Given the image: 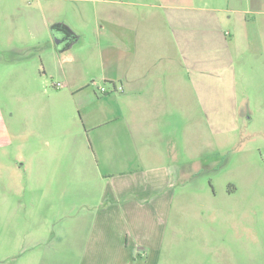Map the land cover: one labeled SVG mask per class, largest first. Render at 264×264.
<instances>
[{
    "label": "crops",
    "instance_id": "0c3cea01",
    "mask_svg": "<svg viewBox=\"0 0 264 264\" xmlns=\"http://www.w3.org/2000/svg\"><path fill=\"white\" fill-rule=\"evenodd\" d=\"M87 3L92 11L83 20L94 49L72 52L84 33L55 23V54H69L60 66L62 86L43 61L52 83L41 112L57 119L62 98L72 119L78 124L79 114L94 133L93 155L39 153L23 161V226L44 217L32 221L33 211H85L76 233L88 236L92 257L134 258L146 249L156 256L170 191L204 156L208 130L249 126L251 100H264V0ZM65 36L68 43L57 45ZM94 66L99 74L89 76ZM138 234L150 235L149 246L130 252V236L136 246Z\"/></svg>",
    "mask_w": 264,
    "mask_h": 264
},
{
    "label": "rangeland",
    "instance_id": "374dc122",
    "mask_svg": "<svg viewBox=\"0 0 264 264\" xmlns=\"http://www.w3.org/2000/svg\"><path fill=\"white\" fill-rule=\"evenodd\" d=\"M87 2L0 0V264H264L261 98L251 100L249 126L208 130L204 156L188 164L170 191L171 207L158 225L162 238L157 258L150 249L139 250L134 258L92 257L86 252L88 236L76 233L85 211L63 212L61 217L58 212L33 211L32 221L44 217L34 226H23V161L39 153L68 157L83 150L93 155L94 133L82 127L79 114L78 124L72 119L62 98L64 109L57 119L41 112L50 101L46 87L52 83L43 61L57 70L55 81L62 86L60 66L69 54H55V23L84 33L72 52L94 49L96 42L87 36L90 28L83 20L92 11ZM98 74L96 67L89 76ZM38 140L45 146L37 148ZM136 238L142 244L135 246L130 236V252L151 241L147 234Z\"/></svg>",
    "mask_w": 264,
    "mask_h": 264
},
{
    "label": "water",
    "instance_id": "95a60500",
    "mask_svg": "<svg viewBox=\"0 0 264 264\" xmlns=\"http://www.w3.org/2000/svg\"><path fill=\"white\" fill-rule=\"evenodd\" d=\"M54 30H59L58 28H54ZM68 36H65L64 38H58V37H56V44L57 45H62V44H67L68 42H66V41H68Z\"/></svg>",
    "mask_w": 264,
    "mask_h": 264
},
{
    "label": "built area",
    "instance_id": "2783aa9c",
    "mask_svg": "<svg viewBox=\"0 0 264 264\" xmlns=\"http://www.w3.org/2000/svg\"><path fill=\"white\" fill-rule=\"evenodd\" d=\"M101 91H102V92H106V89H105V88H101ZM116 92H123V87H122V86L118 87V88L116 89Z\"/></svg>",
    "mask_w": 264,
    "mask_h": 264
}]
</instances>
